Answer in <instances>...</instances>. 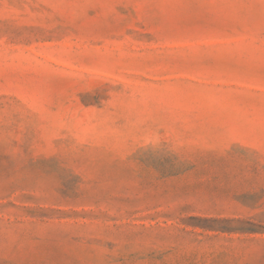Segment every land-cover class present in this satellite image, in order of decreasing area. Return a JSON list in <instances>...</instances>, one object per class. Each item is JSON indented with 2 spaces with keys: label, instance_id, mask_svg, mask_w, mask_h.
<instances>
[{
  "label": "rangeland",
  "instance_id": "1",
  "mask_svg": "<svg viewBox=\"0 0 264 264\" xmlns=\"http://www.w3.org/2000/svg\"><path fill=\"white\" fill-rule=\"evenodd\" d=\"M0 264H264V0H0Z\"/></svg>",
  "mask_w": 264,
  "mask_h": 264
}]
</instances>
